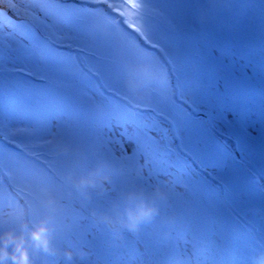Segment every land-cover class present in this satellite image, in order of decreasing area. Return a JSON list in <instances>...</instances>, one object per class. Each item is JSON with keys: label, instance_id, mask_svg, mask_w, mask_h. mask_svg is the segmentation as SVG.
Wrapping results in <instances>:
<instances>
[{"label": "rangeland", "instance_id": "obj_1", "mask_svg": "<svg viewBox=\"0 0 264 264\" xmlns=\"http://www.w3.org/2000/svg\"><path fill=\"white\" fill-rule=\"evenodd\" d=\"M40 219L38 264H264V0H0V234Z\"/></svg>", "mask_w": 264, "mask_h": 264}, {"label": "clouds", "instance_id": "obj_2", "mask_svg": "<svg viewBox=\"0 0 264 264\" xmlns=\"http://www.w3.org/2000/svg\"><path fill=\"white\" fill-rule=\"evenodd\" d=\"M126 2L133 3L134 0H126ZM80 185L82 187L85 185L94 186L89 180H81ZM155 212V208L142 204L137 216L130 215L131 223L127 226L130 229H135L139 221L150 219ZM20 227L19 234L12 230L0 234V264H38V258L29 250V245L37 253L56 254L53 247L54 230L50 227L47 219L38 220L30 228L25 223H22ZM72 256L71 252L64 253L66 260L70 261Z\"/></svg>", "mask_w": 264, "mask_h": 264}, {"label": "bare ground", "instance_id": "obj_3", "mask_svg": "<svg viewBox=\"0 0 264 264\" xmlns=\"http://www.w3.org/2000/svg\"><path fill=\"white\" fill-rule=\"evenodd\" d=\"M203 160L206 161V162H212V161H216V160H219V159H216L215 157H212V156L209 154V155H207ZM204 200H206V199H204Z\"/></svg>", "mask_w": 264, "mask_h": 264}]
</instances>
